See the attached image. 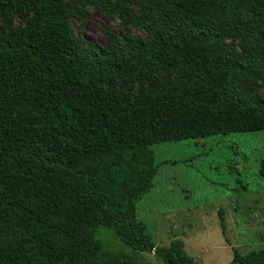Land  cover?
<instances>
[{"label":"trees","instance_id":"trees-1","mask_svg":"<svg viewBox=\"0 0 264 264\" xmlns=\"http://www.w3.org/2000/svg\"><path fill=\"white\" fill-rule=\"evenodd\" d=\"M71 4L144 39L85 43ZM247 81L264 86V0H0V264H195L137 218L151 148L263 132ZM100 227L136 257L101 258ZM231 249L229 264H264V249Z\"/></svg>","mask_w":264,"mask_h":264},{"label":"rangeland","instance_id":"rangeland-1","mask_svg":"<svg viewBox=\"0 0 264 264\" xmlns=\"http://www.w3.org/2000/svg\"><path fill=\"white\" fill-rule=\"evenodd\" d=\"M71 5L72 30L85 43L106 48L108 34L132 42L144 39L137 28L117 18ZM11 25L22 27L24 22L13 18ZM237 45L228 40L226 48ZM247 89L264 99L263 85L247 81ZM151 149L158 174L152 190L136 206V214L157 248L180 241L195 264H229L231 248L241 255L264 249V180L258 176L259 163L264 161V131L160 143ZM93 238L100 244L101 258L136 257L107 228L95 229ZM140 256L152 264L159 262L153 253Z\"/></svg>","mask_w":264,"mask_h":264}]
</instances>
